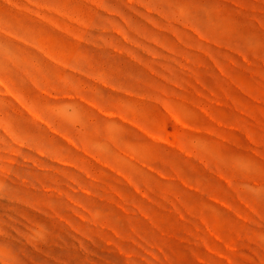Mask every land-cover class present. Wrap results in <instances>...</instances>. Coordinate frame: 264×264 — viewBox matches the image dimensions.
<instances>
[{"label": "rangeland", "instance_id": "1", "mask_svg": "<svg viewBox=\"0 0 264 264\" xmlns=\"http://www.w3.org/2000/svg\"><path fill=\"white\" fill-rule=\"evenodd\" d=\"M0 264H264V0H0Z\"/></svg>", "mask_w": 264, "mask_h": 264}]
</instances>
